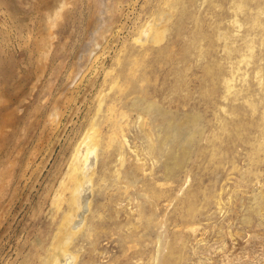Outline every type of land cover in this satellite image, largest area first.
<instances>
[{
  "label": "rangeland",
  "instance_id": "1",
  "mask_svg": "<svg viewBox=\"0 0 264 264\" xmlns=\"http://www.w3.org/2000/svg\"><path fill=\"white\" fill-rule=\"evenodd\" d=\"M65 256L264 264V0H0V264Z\"/></svg>",
  "mask_w": 264,
  "mask_h": 264
},
{
  "label": "bare ground",
  "instance_id": "2",
  "mask_svg": "<svg viewBox=\"0 0 264 264\" xmlns=\"http://www.w3.org/2000/svg\"><path fill=\"white\" fill-rule=\"evenodd\" d=\"M81 152V151H80ZM80 152L77 154V157L75 158V160L77 159V162H82L80 165V169L84 170V175L82 178V182L78 184L76 191H75V207L77 209V216H76V220L73 222L74 225H78L84 220V214L86 212L87 209V196L89 193V179H88V175H87V171L93 166V162H94V150L86 147L85 151H83L82 155L80 154ZM80 154V156H78ZM78 220V221H77ZM67 259V262L65 264H71L69 257L65 256V260Z\"/></svg>",
  "mask_w": 264,
  "mask_h": 264
}]
</instances>
